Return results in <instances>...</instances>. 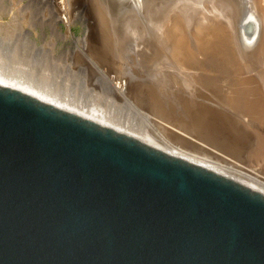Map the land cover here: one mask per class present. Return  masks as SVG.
Listing matches in <instances>:
<instances>
[{
	"label": "water",
	"instance_id": "water-1",
	"mask_svg": "<svg viewBox=\"0 0 264 264\" xmlns=\"http://www.w3.org/2000/svg\"><path fill=\"white\" fill-rule=\"evenodd\" d=\"M0 264H264V195L0 86Z\"/></svg>",
	"mask_w": 264,
	"mask_h": 264
},
{
	"label": "rangeland",
	"instance_id": "rangeland-1",
	"mask_svg": "<svg viewBox=\"0 0 264 264\" xmlns=\"http://www.w3.org/2000/svg\"><path fill=\"white\" fill-rule=\"evenodd\" d=\"M65 1L67 13L66 9L60 10L59 0H0V46L9 47L14 57L21 53L22 58L28 56L23 60L25 62L29 57L30 61L37 59V66L40 64L42 68L39 65L37 71H51L58 76L55 82L68 80V89L77 99L87 89H93L96 98L92 100L97 104L110 100L117 104V111L122 107L133 109L136 121H148L151 136L169 137L171 142H165L169 148L181 147V152L188 151L189 156L199 152L195 153L197 157L201 156L198 145L205 150L210 148L211 152L218 154L213 160L217 159L216 162L223 163L222 166H227L226 159L264 180V28L259 41L261 25L246 22L253 11L251 1L234 0L235 14L231 19L227 6L223 8L218 5L220 3L210 0L204 1L206 6L202 13L188 18L177 12L186 9L194 15L199 7L193 0L182 1L186 4L175 0L171 8L176 13L171 19L156 14L152 17L149 11H145L142 14L145 21L133 18L129 25H124L127 22L120 19L117 23L111 12H105L100 0ZM112 1L136 10V0ZM159 8L155 7L156 10ZM69 21L68 27L66 23ZM244 32L255 37L251 47L241 44ZM257 41L260 42L258 46ZM80 57L83 61H79ZM214 64L223 71L222 74L226 73L227 78L218 75L222 79H218L220 82H225V86H237L234 95H230L233 92L229 90L231 88L213 89L216 79L212 78L213 71L209 69L214 70ZM39 72L35 75L43 74ZM67 72L69 75H65ZM97 76L99 82L95 78ZM117 77L123 79L119 82L122 85L117 82ZM88 78L90 84H96L89 85ZM231 79H235L234 82ZM252 85L256 88L249 92ZM248 86L250 89L247 91ZM187 137L189 141L185 140ZM191 139L195 142L193 146L197 145L196 149L189 144ZM174 140L180 144L178 147ZM205 150L201 153L205 154ZM204 154L201 157L204 158ZM219 156L224 160L220 161Z\"/></svg>",
	"mask_w": 264,
	"mask_h": 264
},
{
	"label": "bare ground",
	"instance_id": "bare-ground-1",
	"mask_svg": "<svg viewBox=\"0 0 264 264\" xmlns=\"http://www.w3.org/2000/svg\"><path fill=\"white\" fill-rule=\"evenodd\" d=\"M60 1V10L66 9V13L69 12L67 9V4L65 0H59ZM160 0H136V10L134 9H129L127 6H125V4H115L112 0H100V4L102 5L103 9L105 10V12H111L113 19L118 23L119 19L120 21H125L127 23H122L124 25H127L128 23L131 22V19L133 20V18H135L137 21H145L144 17H143V13L146 11H149L148 14H150L152 17L156 14V15H164L166 17V19H171L172 16L176 13H174V9H172L171 7L174 6L175 0H162L161 2H159ZM178 2H190V0H177ZM196 5L199 7L197 9H199V11H197L194 15L191 12H188L186 9H181L180 12H177L178 14L183 13L184 16H187L188 18H193L194 16H197V14L202 13L201 11L205 9L206 4H203L205 0H193ZM210 1H215L216 3H220L218 5H220L221 7L228 8L227 11L229 12V14L231 15V19H233L232 15L234 16V10L232 7V2H234V0H210ZM251 1V7L253 9L252 11V15H248V17L246 18V22L250 23H257L258 25H261V33H260V37H259V41L262 35V31L264 28V0H249V2ZM182 4H186L183 3ZM207 2V1H206ZM209 3V2H207ZM222 3V4H221ZM179 4V3H178ZM235 4V3H234ZM165 8H161L163 6ZM231 6V8H230ZM127 7V8H126ZM151 7V9H150ZM155 7H160V10H156ZM171 8V11L169 10ZM150 9V10H148ZM221 9V8H220ZM209 11V10H208ZM236 11L237 13H239V8L236 7ZM206 12V11H205ZM171 13V14H170ZM248 14V13H247ZM12 15V14H11ZM169 15H171V17L169 18ZM135 16V17H132ZM228 16V15H227ZM117 17V18H116ZM126 17V18H125ZM130 17V18H129ZM197 18V17H196ZM134 19V20H135ZM149 19H151L149 17ZM238 19L239 16H237V24H238ZM25 20V19H23ZM127 20V21H126ZM195 20V19H193ZM192 20V21H193ZM109 21V20H108ZM150 21V20H149ZM191 21V20H190ZM189 21V22H190ZM110 22V21H109ZM199 22V21H198ZM229 22V21H228ZM26 23V22H25ZM24 23V24H25ZM70 21L68 23H66L69 27L70 25ZM116 23V25H118ZM205 23V22H204ZM245 23V22H244ZM28 24V23H27ZM203 24V23H202ZM129 25V24H128ZM103 26V25H102ZM190 27V26H189ZM232 27V26H231ZM103 28V27H102ZM150 28V27H149ZM110 29V28H109ZM153 32V31H152ZM166 32V31H165ZM171 33V32H170ZM108 35V34H107ZM155 36V35H154ZM110 37V35H109ZM144 37V39H147V37H145L144 35L142 36ZM117 38V37H116ZM185 38V37H184ZM255 37L250 36V35H246L244 32L243 35V41H241L242 46H246V47H251L253 45V42H255L254 39ZM114 39V38H113ZM118 39V38H117ZM156 39V37H155ZM165 39V38H164ZM9 41V40H8ZM121 41V39H120ZM259 41L256 42V45L258 46V44L260 43ZM3 42V41H2ZM109 42V41H108ZM113 42V41H112ZM124 42V41H122ZM158 42V41H156ZM164 42V41H163ZM8 43V42H7ZM11 43V41L9 42ZM26 43V42H25ZM119 43V42H118ZM167 43V42H166ZM1 44V43H0ZM115 44V42H114ZM117 44V43H116ZM146 44V43H145ZM112 45V44H111ZM23 46V45H22ZM114 46V45H113ZM117 46V45H115ZM114 46V47H115ZM119 46V45H118ZM203 45L200 44V47H202ZM257 46L254 47V49L257 48ZM26 47V44H25ZM126 47V46H125ZM147 47V44H146ZM167 47V46H166ZM195 47V46H193ZM13 48V47H12ZM20 48V47H19ZM192 48V47H191ZM24 49V48H22ZM117 49V48H116ZM120 49V48H119ZM125 49V48H124ZM123 49V50H124ZM253 49V50H254ZM14 50V49H13ZM127 50V49H126ZM134 50V49H133ZM132 50V51H133ZM20 51V50H19ZM17 51V52H19ZM25 53V50H22ZM117 51V50H116ZM125 51V50H124ZM123 51V52H124ZM14 52V51H13ZM106 52V51H105ZM118 52V51H117ZM122 52V51H121ZM147 52V51H146ZM190 52V51H189ZM15 53V52H14ZM23 53V54H24ZM198 53V52H197ZM258 53V51H257ZM260 53V52H259ZM22 54V53H21ZM19 54L20 56L17 57L15 54H12V51H10V48H2L0 46V86L3 87H9L11 89L17 90L21 93H26L28 95H30L31 97L37 99V100H41L46 104L55 106L56 108L64 111V112H69V113H73L81 118H84L86 120L92 121L102 127H106L109 129H113L114 131H117L119 133H122L124 135L130 136L138 141L143 142L144 144L155 148L157 150H160L164 153H167L171 156L186 160L192 164L201 166L205 169H208L212 172H215L219 175H222L224 177H227L229 179H232L238 183H240L241 185L248 187L249 189L256 191L258 193H261L262 195H264V180L259 177L258 175H255L254 173H252V171H247V169L243 170V168H240L238 166V164L236 165V163H232L230 161H226L224 160V158L222 156H219V160L222 161L224 160V162L227 164L222 166V164L217 163L216 160H213V157L218 156V154H214V152L216 153V151L211 152L210 148L208 150L203 149L201 146H197L195 145V147L193 146L195 142H192L193 139H191V143L192 144V148L194 147V149H196V146L199 147L198 149L200 151V155L202 156L201 153L203 152L202 150H205L206 153L203 155L205 156L204 158L199 156L197 157L196 154L199 152H195L194 154L188 153V151L185 153L183 151L181 152L182 149L180 148H176V146H173L175 148L170 147L169 148V144L167 145L165 142L170 143L171 140L167 138L162 139V135L158 136L159 138L155 137L154 135L151 136L150 133L152 132L149 129L150 124L148 123V121L145 119L142 122H138L136 121L135 117L133 115H136L133 109H128V108H121L120 110L117 111V104L116 103H111L110 100L105 102V103H96L95 101H93L92 99L96 98L95 97V93H92L93 89H90L86 92H84V94H82L80 98H76L74 96V94H72L71 90L68 89V85L70 82H67L68 80H62V81H56L55 82V77L57 78L58 76H54L53 74H51V71L45 72L43 71L41 73V71H37V69L39 68V65L37 66V59L30 61V58L28 59V63L23 61V60H27L28 56H25L24 58H22V55ZM26 54V53H25ZM122 55V53H120ZM125 54V53H124ZM174 54V53H173ZM13 55V56H12ZM197 55V54H196ZM258 55V54H257ZM187 56V55H186ZM260 56V55H259ZM37 57V56H36ZM109 57V56H108ZM113 57V56H112ZM184 57V56H183ZM26 58V59H25ZM33 58V56H32ZM122 58V57H121ZM131 58V56L129 57ZM176 58V57H175ZM207 58V57H205ZM79 61L82 60V58H78ZM126 59V58H125ZM133 59V58H132ZM170 59V58H169ZM196 59V58H195ZM39 60V59H38ZM42 60V59H41ZM91 60V59H90ZM89 60V61H90ZM108 60V59H107ZM120 60V59H119ZM174 60V59H173ZM197 60V59H196ZM198 60L200 61V57H198ZM217 60V59H216ZM83 61V60H82ZM132 61V60H131ZM184 61V60H183ZM40 62V61H39ZM128 62V61H127ZM26 63V64H25ZM119 63V62H118ZM132 63V62H131ZM177 63V62H176ZM206 63V62H205ZM82 64V63H81ZM92 64V63H90ZM120 64V63H119ZM231 64V63H230ZM43 65V64H42ZM122 65V64H121ZM126 65V64H125ZM124 65V66H125ZM175 65V64H174ZM200 65V64H199ZM202 65V64H201ZM204 65V63H203ZM206 65V64H205ZM215 69L210 71H213L212 73V78L216 79L215 83L213 82L212 85H214L215 88H213L215 91L216 89H223V88H231L229 89L230 91L232 90L233 92L230 93V95H234L235 92V88L237 86H233V84L231 86H225V82H220L221 77H218V75L222 76L226 73H221L223 72L222 70L219 69L218 65L216 66V64H214ZM75 66V65H74ZM96 66V64H95ZM120 66V65H119ZM123 66V65H122ZM121 66V67H122ZM44 67V66H43ZM68 67V66H67ZM94 67V66H93ZM97 67V66H96ZM212 67V66H211ZM210 67V68H211ZM41 68V65H40ZM75 68V67H74ZM78 68V67H77ZM91 68V67H90ZM125 68V67H124ZM122 68V69H124ZM197 68V67H195ZM205 69V67H203ZM46 69V66H45ZM92 69V68H91ZM96 69V68H95ZM202 69V68H200ZM208 69V68H207ZM42 70V68H41ZM121 70V69H119ZM125 70V69H124ZM193 70V69H192ZM203 70V69H202ZM224 70V69H223ZM92 71V70H91ZM102 71V70H101ZM164 71V70H163ZM176 71V69H175ZM194 71V70H193ZM201 71V70H200ZM227 72V70H224ZM36 72L41 73V76H36ZM100 73V71H98ZM97 72V73H98ZM114 72V71H113ZM124 72V71H123ZM160 72V71H159ZM205 72V71H204ZM230 72V71H229ZM103 73V71H102ZM109 73V72H108ZM115 73V72H114ZM122 73V70H121ZM162 73V72H161ZM174 73V71H173ZM189 73V72H186ZM45 74V75H44ZM78 74V73H77ZM95 74V73H94ZM101 74V73H100ZM104 74V73H103ZM102 74V77H103ZM119 74V73H117ZM183 74V73H182ZM185 74V73H184ZM65 75H69L68 72ZM90 75V73L88 74ZM172 75V74H171ZM190 75V74H189ZM195 75V74H194ZM230 75V74H229ZM60 76V75H59ZM71 76V74H70ZM91 76V75H90ZM106 76V75H105ZM104 76V78H105ZM117 76V75H116ZM158 76V75H157ZM170 76V75H169ZM192 76V74H191ZM222 76V77H224ZM66 77V76H65ZM69 77V76H68ZM99 76V78H102ZM118 77H122L123 76H118ZM119 80H117L115 78V80H117V82H121L123 81V79L118 78ZM125 77V76H124ZM179 77V75H178ZM227 78V76H225ZM91 78V77H90ZM90 78H88V82L90 81ZM98 79V76L95 77ZM109 78V77H108ZM174 78V77H173ZM204 78V77H203ZM63 79V78H62ZM95 79V81L97 80ZM125 79V78H124ZM188 80V78H186ZM202 79V78H201ZM220 79V80H218ZM104 80V79H103ZM110 80V78H109ZM121 80V81H120ZM126 80V79H125ZM165 80V79H164ZM199 80V79H198ZM235 79H231L230 81L234 82ZM94 81V79H93ZM94 81V82H95ZM169 81V80H168ZM178 81V78H177ZM194 81V80H193ZM87 82V81H86ZM91 82V81H90ZM94 86L96 83L94 84H90ZM97 82V81H96ZM99 82V79H98ZM101 82V79H100ZM109 82V81H108ZM180 82V81H179ZM217 82V83H216ZM229 82V81H228ZM248 82V81H247ZM105 83V82H104ZM124 83V82H123ZM184 83V82H183ZM191 83V82H190ZM224 83V84H223ZM231 83V82H230ZM61 84L63 86H61ZM187 84V83H186ZM119 85H122L119 83ZM189 85V84H188ZM124 86V84H123ZM204 86V85H203ZM253 86V85H252ZM202 87V86H201ZM249 87V86H248ZM172 88V87H171ZM246 87H244L245 89ZM256 88V87H255ZM254 86L250 89V87L247 89V91L249 90V92L254 91ZM196 89V88H195ZM243 88L241 90H244ZM258 89V88H257ZM171 90V89H170ZM206 90V89H205ZM228 90V89H227ZM65 91V94H64ZM246 91V90H245ZM89 92V93H88ZM163 92V91H162ZM155 93V92H154ZM253 93V92H252ZM216 94V92H215ZM167 95V94H166ZM170 96V95H169ZM244 96V95H243ZM251 96V95H250ZM85 97V98H83ZM157 97V96H156ZM236 97V96H235ZM247 97V96H246ZM234 98V97H233ZM163 102L165 99H162ZM229 102V100H228ZM249 102V101H248ZM165 103V102H164ZM231 103V102H229ZM249 105V104H248ZM247 105V106H248ZM251 105V104H250ZM164 107V106H163ZM259 108V107H258ZM119 109V108H118ZM123 111H125V113H123ZM195 111V110H194ZM200 115V114H198ZM172 116V115H171ZM192 120V118H191ZM184 121V120H183ZM185 122V121H184ZM177 124V123H176ZM185 125V124H184ZM159 127V126H158ZM199 128V127H198ZM168 129V126H167ZM172 129V128H169ZM174 129V128H173ZM163 130V128H162ZM170 131V130H169ZM176 131V130H175ZM201 131V130H200ZM165 132H167L165 130ZM172 132V131H170ZM173 135L174 132H172ZM204 133V132H203ZM168 134V133H167ZM183 134V133H182ZM207 134V133H206ZM205 134V135H206ZM183 136V135H182ZM185 136V135H184ZM204 136V135H203ZM207 136V135H206ZM205 136V137H206ZM218 136V135H217ZM164 137V136H163ZM172 137V136H171ZM176 137V136H175ZM192 138V137H191ZM180 139V138H179ZM184 139V138H183ZM229 139V138H228ZM177 140V139H176ZM185 140H188V137L185 138ZM196 140V139H195ZM207 140V139H206ZM221 140V139H220ZM219 140V141H220ZM175 141V140H174ZM198 141V140H197ZM200 141V140H199ZM203 141V140H202ZM162 145H160L159 143ZM173 142V141H172ZM177 142V141H175ZM182 142V141H180ZM230 142V141H229ZM198 143V142H197ZM206 144V143H205ZM234 144V143H233ZM232 144V145H233ZM178 145H180L177 142V147ZM184 147L185 145L182 144ZM181 145V146H182ZM207 145V144H206ZM205 145V146H206ZM168 146V147H167ZM208 146V145H207ZM227 146V145H226ZM215 148V146H214ZM180 149V150H179ZM191 151V150H189ZM198 151V150H197ZM193 152V151H192ZM191 152V153H192ZM223 152V151H222ZM218 153V152H217ZM188 154V155H187ZM223 154V153H222ZM258 156V155H257ZM212 159V160H211ZM239 177V178H238ZM243 179V180H242Z\"/></svg>",
	"mask_w": 264,
	"mask_h": 264
}]
</instances>
